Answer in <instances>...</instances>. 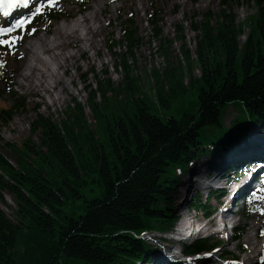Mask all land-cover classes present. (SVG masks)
I'll return each instance as SVG.
<instances>
[{"label": "trees", "instance_id": "obj_1", "mask_svg": "<svg viewBox=\"0 0 264 264\" xmlns=\"http://www.w3.org/2000/svg\"><path fill=\"white\" fill-rule=\"evenodd\" d=\"M218 1L221 6L230 1L255 4L257 11L250 17L242 47L238 37L243 29L234 23L233 15L224 10L217 15L208 11L202 21L192 24L198 33L195 58L182 50L186 69L165 73V83L163 76L153 71L151 89L156 101L152 103L168 108L170 96L184 89L180 83L183 73L190 75L197 67L200 76L190 80V84L201 83L195 113L170 117L165 123L151 113L139 80L129 76L126 65V56H132L137 44L130 21L121 26V44L128 46V53L120 62L125 69L124 84L116 88L125 98L110 112L114 121L103 127L104 145L98 143L78 106L68 116L70 124L37 116L31 130L41 133L38 147L25 141L19 152L0 143V201L9 207L4 200L9 195L15 205L11 219L0 209V264H136L152 248L135 235L144 230H166L175 222L171 196L179 180L178 170L186 171L191 160L212 147L238 144L250 124L263 120L264 0ZM157 25L155 22L153 28L156 36ZM177 38L184 39L181 31ZM112 43L115 41H111L110 50ZM108 88L107 80L98 86L101 104L96 103L98 91L87 89L88 107L97 122L108 119ZM11 97L13 104L4 112V123L25 110L21 97ZM236 104L238 114L227 128L224 114L228 106ZM2 148L17 153V166L4 156ZM92 182L103 188L102 196L85 199L78 218L64 214L65 205L83 197L82 190ZM220 194L221 189L210 196L217 199ZM209 200L196 197L190 207L209 216L214 210ZM220 243L201 239L184 245L183 251L201 252Z\"/></svg>", "mask_w": 264, "mask_h": 264}, {"label": "rangeland", "instance_id": "obj_2", "mask_svg": "<svg viewBox=\"0 0 264 264\" xmlns=\"http://www.w3.org/2000/svg\"><path fill=\"white\" fill-rule=\"evenodd\" d=\"M94 0H89V4L93 2ZM116 1V2H115ZM72 3H66L65 10L67 11V15L63 16H57L56 21L51 22H39V25L37 26V31H39L38 36H43L42 38H47V33L44 32V34L41 33L45 27H49L52 29V24H55L56 22H63V21H69L70 19H74L77 17V11L79 9V2L80 0H71ZM122 3L124 4L122 6ZM85 6V10H87L88 5ZM62 6L56 7L55 10L60 11ZM155 7V12L157 13L156 17L159 20V36H152L151 34V27L150 23H148V14L150 8ZM225 11L226 13L229 12L233 15L234 23L238 26H240L243 29V33L239 36L238 43H243L249 34V20L250 17L254 15V13L257 11V8L255 4L250 1H242L239 3H233L230 1L229 4L221 6L218 0H114L107 4V9L100 14H98L99 19L101 20V23L104 25V28L97 36V51L96 54L93 53V51L86 50L84 55L78 54L77 64L78 68H75V66H69L67 69V72L64 73L62 69L57 70V75L60 77H63V79L66 81L65 91L60 92V96L62 98V101L60 103H53V97L49 95L47 92L42 91L41 97L33 95L31 93H27L25 89L20 87L18 85V81L21 79L20 73L25 72L24 68L20 65L18 66L16 58V52L14 54V60L11 58V53H9L7 48H0V58L3 61H6L8 63L9 67L17 68V70H13L8 72V77L10 79L8 86L7 82L2 86L3 94L0 96V143L1 145L9 144L12 145L14 150L20 149L23 146V143L25 141H30V145H35V147L40 146L41 141V133L39 130H36L35 132H32L31 130V124L36 120L38 115L43 116L44 118L49 119L50 121L62 124V122H66L67 124L71 123V119L68 118L69 114L74 112L73 106L79 107V112L81 117L86 121L89 128L93 131L96 139L98 140L99 144L104 145L105 143V133L103 129L105 126L109 123H112L114 120L111 118V110L115 108L116 105H120L125 98V93H117L116 88L120 85L124 84V78H125V69L120 64L122 60L123 55H127L128 53V46L127 45H118L113 50L114 54H109L106 51V45L111 39H115L116 41L120 40L121 33L119 29V25H124L125 21H128V18H132L134 21V25L137 29V36H138V43L134 46L132 49V56H126L127 63L126 65H129V76H134L139 80V83L142 87V91L147 97V100L150 102V111L152 114L157 115L164 123L167 122V120L170 117H173L175 119L180 118V116L184 113L187 114H193L196 112L197 104H198V92L200 88V81H192L189 85V81L192 79H197V77L200 75V71L197 67H195L190 75L187 74V72H184L181 76L180 83L184 85V89H180L177 91L176 94H172L173 96H170V104L168 108H158L156 103H152L154 101V94L151 89L153 87V84L155 82V77L153 76V71L156 70L159 75L162 78L163 83L167 81V77H164L165 73L171 72L173 69H186V63L184 59L183 51H187L191 59L195 58L194 54V48H195V42H196V36L197 32L193 31L191 28L192 24H195L197 22H200L203 20V14L206 12L219 13L220 11ZM108 24V25H107ZM182 30V35L184 36L183 41H176L175 36L177 35V30ZM51 32V31H50ZM49 32V33H50ZM40 36V37H41ZM46 36V37H45ZM51 37V36H48ZM28 38L26 39V41ZM163 50H165V53H163V50L160 48L162 41H164ZM168 41L170 44L168 45ZM47 44V42H46ZM34 45V46H33ZM47 48L50 46V43L47 44ZM16 47V46H15ZM37 45L31 44V49L37 51ZM46 48V47H45ZM183 50V51H182ZM43 50H38L39 56L43 61H46L51 69H55L56 65L54 64V60H52V56L50 54L42 52ZM62 56H67V53H62ZM88 57V59H87ZM240 59V58H239ZM113 61L119 65L118 69L116 70V73L111 72L112 69V63ZM105 63V64H104ZM103 65V68L106 70V72H100V68ZM89 68H92L91 73H89L87 70ZM80 75L83 76V83L79 81ZM86 75V76H85ZM108 81L110 84V88L107 89V93L105 94L109 102H107L108 106L106 108V113L108 115L107 120H102L101 122H97L93 118L92 111L88 107V96H87V90L84 92L81 90L82 86L86 85V89H94L98 91V86L103 84L105 81ZM72 81V82H71ZM61 84H57L55 86L56 91H60ZM9 89H12V91L16 94V97L22 98L25 103V110L21 111L17 115L13 116L8 122L4 123L2 120L5 116V111L8 110L11 105L13 104V100L11 96L9 95L8 91ZM168 90L167 86L164 87V93H166ZM96 103L101 104L102 99L100 96V92L98 91V95L96 98ZM238 104L234 106H229L226 109V112L223 117L224 125L226 127H229L230 122L234 119V116L238 114L237 111ZM104 127V128H103ZM250 127V126H249ZM252 131L250 130V134L248 136V141L250 143V152H257L259 155H262L263 152L261 150V142L264 140V119L257 124L251 125ZM260 143V145H259ZM258 147H255L256 145ZM10 149L2 148V153L4 156L7 157V159L15 166H17V154ZM45 150V149H43ZM108 151V149H106ZM211 156V155H210ZM209 156V158H210ZM242 156V153L237 151H231L226 154H223L221 156H218L215 160H212V163L216 167H212V164H204L206 166H211L208 171L213 172H219L220 167L222 165V157H225L224 160L227 159H233L234 157ZM33 156H30L29 158H32ZM204 159V160H203ZM208 160V157L204 158L201 157V159H198L197 162L194 165V162L191 163L188 168L186 169L187 172L191 171H198L200 172L203 169L202 164ZM217 160V161H216ZM109 161L111 162V157H109ZM36 164H39L37 160H34ZM235 164V163H234ZM194 168H192L193 166ZM197 168V169H196ZM242 168V167H241ZM208 174V173H206ZM198 175L201 176L200 173ZM204 175V174H202ZM196 176V175H195ZM194 176V177H195ZM192 177V178H194ZM186 177L183 178L185 180ZM189 180V179H187ZM186 183V182H185ZM183 183H178L175 190L172 192V208L175 212V216L177 218V222L172 227V231L175 234H188L187 237H198L203 236V234L206 233V231H202L200 234H197V232L194 233L192 228H197V226L206 224V221L201 219V212L197 211L194 208H189L186 199V194L183 193L180 186H182ZM187 185V184H186ZM185 185V187H186ZM198 190L201 189V184L198 186ZM189 189V188H188ZM188 189L186 191H188ZM196 189V188H195ZM103 188L98 184L92 182L86 189L82 190L83 197L78 198L77 201H75L73 204H71V201H69L65 207L63 208L64 214H69L72 217H77L83 213V208L81 207L82 202L87 200H92L95 198H100L102 196ZM200 193L204 192V190H199ZM7 196V203L9 204V207H5L4 204L0 202V209L4 210V212L7 214V216L11 219L13 217L14 211H15V205L12 201V198L9 195ZM183 197V198H182ZM184 199V200H181ZM201 201H205V196L202 194L200 196ZM261 202H256V204L259 205V207L262 205ZM180 204H183V206H180ZM210 204L212 206H215V202L210 199ZM240 212H244V209L240 206ZM260 213L252 212L250 216L242 219V217L239 218V222L245 223V228L243 230L242 237L239 240V244L241 243L243 246L252 245L249 243L254 234V226L258 225L261 221ZM211 220L209 221L210 225L212 226L214 224V220L217 219V216L210 217ZM258 218L256 220V223L254 222V219ZM253 222L255 223L254 226ZM261 223V222H260ZM181 225V226H180ZM207 225V224H206ZM251 226V228H250ZM181 227H183V232L180 231ZM186 228H189L191 232H187ZM208 228V226H206ZM182 230V229H181ZM197 230V229H196ZM210 228L207 230L209 232ZM158 234L153 233L150 238V242L157 239ZM169 235V234H168ZM166 235V236H168ZM245 235L248 236V239L245 238ZM145 236V234L143 235ZM148 236V235H147ZM221 239L218 235H212L210 237V240L213 239ZM172 239L168 240V242H164L162 245H169V242L171 244L173 241ZM248 240V241H246ZM252 241L255 242L253 239ZM149 242V241H148ZM190 242V241H187ZM247 242V243H246ZM247 244V245H246ZM249 247L247 250H250ZM155 248V246H154ZM167 248V247H165ZM246 248V247H245ZM165 250L164 248H162ZM163 250L158 251L161 258L163 259ZM222 250L229 251L230 253H235L231 245H223ZM221 253L220 249L215 252V255H219ZM227 254L226 258H230L231 254ZM180 255L184 257L182 251H180ZM174 258H177L178 260L187 259L186 258H179L175 255H173ZM238 256V255H237ZM210 257V256H208ZM216 257V256H215ZM165 258L168 263L166 264H174L171 260L173 258L171 257V251L167 249V254H165ZM194 257L193 260H189L187 263L183 264H196L197 260ZM212 258V257H211ZM207 259L206 264L210 259ZM225 258V257H223ZM164 260V259H163ZM213 260H215V264H224L223 261L219 260L216 261V258L213 257ZM149 261V259H148ZM171 261V262H170ZM185 261V260H184ZM255 261V258H254ZM150 264H154L155 260L152 259ZM226 263H229V261H226ZM144 264V263H143ZM213 264V263H208Z\"/></svg>", "mask_w": 264, "mask_h": 264}, {"label": "bare ground", "instance_id": "obj_3", "mask_svg": "<svg viewBox=\"0 0 264 264\" xmlns=\"http://www.w3.org/2000/svg\"><path fill=\"white\" fill-rule=\"evenodd\" d=\"M112 1L114 0H94L88 5L87 10L84 13H82L80 17L70 19L69 21L66 22L65 21L61 23L56 22L55 24L52 25V29L49 34V36L51 37H47V38H42L40 36L28 37V40L25 41V43L19 48L18 52L16 53V58H17L16 63L18 64V66L21 65L25 70V72L20 73L21 79L18 81L19 86L21 88L23 87L27 93H31L33 95L37 94L38 96L40 95V97H41V92L45 91L53 97L52 100L53 103H60L62 101L60 92L65 91L66 81L63 79V77L57 75V70L62 69L63 72L66 73L68 67L71 65L75 66V68H78L77 52H79V55H84L86 50L88 51L92 50L93 53L96 54L97 44H98L97 36L104 28V25L101 23L98 14L105 11L107 9V4H109ZM68 2H71V0H68ZM123 5L124 4L122 3V6ZM46 42L47 44L50 43V46L48 48ZM31 44L37 45L38 47L36 48L37 51L31 49ZM40 49L43 50L42 52L50 54V56H52V60H54V64L56 65L55 69H51L50 65L46 61H43L40 58L38 52V50ZM62 53H67V56H62ZM57 84H61L60 91H56L55 89V86ZM261 144L262 146L259 143V145L261 146V150L263 152L262 156H264V140L261 142ZM255 147L258 146L256 145L254 146V148ZM212 167H216V166H214L212 163ZM192 168H194V166ZM198 173L200 172L195 171L194 176L195 175L196 176L195 177L193 176L194 178L186 180L185 183V185L187 184L186 187L184 184L179 187L182 189L181 191L183 193H185V191L188 188L195 187L196 189H198L199 188L198 186L201 184L200 178H204L206 181L209 180L207 177L208 174H204L200 176L198 175ZM215 173L216 172H213V174ZM190 180L191 181L193 180V183ZM199 190L205 191V187H201V189ZM226 214L227 211L226 208H224L221 212V217H220L221 222L224 221L225 216H227ZM257 219L258 218L254 219L255 223ZM216 221L218 222L217 219ZM254 222L252 226L255 225ZM206 224H202V225L199 224L198 226L199 229L196 230V232H199L200 234L202 231L207 230L206 226L210 224L209 221H206ZM181 229L180 231L183 232V227H181ZM192 230L195 231L194 228H192ZM186 231L191 232L189 228H186ZM151 235L153 234H150V238ZM245 238L248 239V236L245 235ZM157 240H159L158 237ZM163 241L168 242L167 239H164ZM209 258L210 257L208 256H203L200 258L202 260H197L196 264H206V261ZM174 260H177V258H174ZM181 262L183 264V263H187L188 261L185 260Z\"/></svg>", "mask_w": 264, "mask_h": 264}, {"label": "snow or ice", "instance_id": "obj_4", "mask_svg": "<svg viewBox=\"0 0 264 264\" xmlns=\"http://www.w3.org/2000/svg\"><path fill=\"white\" fill-rule=\"evenodd\" d=\"M58 5V0H46V2H39V0H0V15L6 18L8 27H0V46H7L9 53H14L15 44L18 40L22 39L20 35H13L17 30L28 31V26L32 24L35 17L42 15L45 10L54 8ZM27 10V14L19 12V10ZM18 13V15H14ZM12 17L11 20L7 18ZM36 31L35 28H31L28 34H32ZM6 64V61H0V68ZM259 170V171H258ZM253 173L260 177L264 173V163L257 164L251 169ZM258 193H260L258 195ZM264 201V187L254 189L247 197V202L250 205V211L257 210L264 215V208L259 207L254 202ZM264 235V232L261 233ZM212 253H205L204 256H211ZM194 258L189 257V260ZM195 259H200L196 257ZM264 259V257H261ZM236 264V262H233Z\"/></svg>", "mask_w": 264, "mask_h": 264}, {"label": "water", "instance_id": "obj_5", "mask_svg": "<svg viewBox=\"0 0 264 264\" xmlns=\"http://www.w3.org/2000/svg\"><path fill=\"white\" fill-rule=\"evenodd\" d=\"M242 34V33H241ZM240 36V35H239ZM239 38V37H238ZM239 40V39H238ZM242 44V43H241Z\"/></svg>", "mask_w": 264, "mask_h": 264}]
</instances>
